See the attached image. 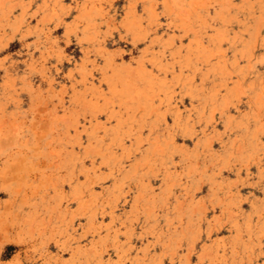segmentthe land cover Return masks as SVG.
<instances>
[{
    "label": "rangeland",
    "instance_id": "obj_1",
    "mask_svg": "<svg viewBox=\"0 0 264 264\" xmlns=\"http://www.w3.org/2000/svg\"><path fill=\"white\" fill-rule=\"evenodd\" d=\"M0 261L264 264V0H0Z\"/></svg>",
    "mask_w": 264,
    "mask_h": 264
},
{
    "label": "snow or ice",
    "instance_id": "obj_2",
    "mask_svg": "<svg viewBox=\"0 0 264 264\" xmlns=\"http://www.w3.org/2000/svg\"><path fill=\"white\" fill-rule=\"evenodd\" d=\"M6 259H7V258H5V261H6ZM0 264H4V262H3V261H0ZM11 264H18V262H16V261H12Z\"/></svg>",
    "mask_w": 264,
    "mask_h": 264
}]
</instances>
